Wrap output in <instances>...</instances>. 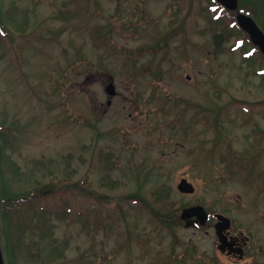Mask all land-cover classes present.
Here are the masks:
<instances>
[{
  "label": "rangeland",
  "instance_id": "1",
  "mask_svg": "<svg viewBox=\"0 0 264 264\" xmlns=\"http://www.w3.org/2000/svg\"><path fill=\"white\" fill-rule=\"evenodd\" d=\"M173 6L0 0V180L54 191L9 215L15 264H264V64L234 31L217 51L205 17ZM164 200L233 219L250 256L220 253L214 221L163 229L149 205Z\"/></svg>",
  "mask_w": 264,
  "mask_h": 264
},
{
  "label": "flooded vegetation",
  "instance_id": "2",
  "mask_svg": "<svg viewBox=\"0 0 264 264\" xmlns=\"http://www.w3.org/2000/svg\"><path fill=\"white\" fill-rule=\"evenodd\" d=\"M172 1L174 6L170 11L169 16L170 15L175 16L177 13L180 14L183 13L185 17L191 16L192 25L195 26L196 24L193 22H196L195 20L196 17L204 16L205 22L207 24L206 26L209 27V29L215 28L217 30V33L212 37L213 46L215 43L214 38L216 35L222 34L224 37V42H226L228 37L224 32L234 31L236 32L237 37L239 38L236 40L238 45L240 46L246 45L250 48L248 53L247 54L244 53L243 55L245 61L250 62V60L256 61V59H258L259 62L264 63V56L262 57L261 50L253 42L251 36L242 28L238 20L239 16H246L252 19L255 22V24L258 26V28L264 33V0H237V5L235 9L229 7L230 5H232L230 0H229V5L226 4V2H223L222 0H172ZM168 36L169 38H173L172 36H174V34L172 33L171 35L169 34ZM111 79L108 78V83H110ZM253 107H255V105H253ZM259 108L261 109L262 107ZM209 112L212 114L211 111ZM211 114L210 116L205 117L204 121H209V122L212 121ZM262 119L264 121V114L262 116ZM263 138L264 135H261L260 136L261 141L259 143V149H258L259 151L257 153L258 156L257 158L264 156V146L262 142ZM207 212L210 215L207 227H212L210 223L211 221H214L213 227L215 228L218 222L215 216L221 213H212L209 211ZM226 235L228 236L229 241H231L232 238L236 240L232 248L233 254L229 255L228 253H226L223 255L238 261H243L247 259L250 256V251L252 247L251 246L252 238L250 237V235L245 234L241 230L235 229L234 225L230 231L226 232ZM246 237H249L250 240H247ZM240 250L243 251L244 253L243 254L240 253L238 255V252H240Z\"/></svg>",
  "mask_w": 264,
  "mask_h": 264
},
{
  "label": "water",
  "instance_id": "3",
  "mask_svg": "<svg viewBox=\"0 0 264 264\" xmlns=\"http://www.w3.org/2000/svg\"><path fill=\"white\" fill-rule=\"evenodd\" d=\"M223 2H226V4L229 5V0H222ZM232 5L229 7L232 9L236 8L237 0H230ZM240 25L242 28L248 32L253 40V42L260 48L261 52L264 54V33L258 28V26L255 24V22L246 17V16H239L238 18ZM215 41V47L217 49L222 48L224 44V37L223 35H216L214 38ZM107 95L112 99L117 95V90L114 82H111L109 85H107L105 89ZM112 100L108 101V106H111ZM178 190L183 194H193L195 192V188L193 185L189 184L187 180H183L179 186ZM209 213L205 210V208L201 205L192 206L189 208H186L182 211L181 219L185 222L186 228H195L200 229L202 226H206L209 221ZM215 218L218 220V223L215 226L216 234L219 239V250L222 253H228L229 255L233 254L232 248L234 246L235 240L232 238L231 241H229L228 236L226 235V232L230 231L232 229V221L230 218L225 217L223 215H216ZM249 240V238H246ZM240 253H244L240 250L238 252V255ZM0 264H5L2 246H1V234H0Z\"/></svg>",
  "mask_w": 264,
  "mask_h": 264
},
{
  "label": "trees",
  "instance_id": "4",
  "mask_svg": "<svg viewBox=\"0 0 264 264\" xmlns=\"http://www.w3.org/2000/svg\"><path fill=\"white\" fill-rule=\"evenodd\" d=\"M6 19L3 10L0 7V34L4 33L5 26H6ZM8 20V19H7ZM263 57V55H262ZM263 65L264 63H260ZM264 69V68H263ZM261 69V70H263ZM191 106V104H188ZM1 156H2V146H1V134H0V179H1ZM4 184L0 180V220H1V240L2 236L7 241V232H6V223L8 220L9 215L11 214L12 210H15V212H20L21 207H25L27 203H30L32 201H38L41 197L49 196L53 191V189H47L43 191H36L32 193L27 194H11L6 189H4ZM139 195L135 194L132 198H138ZM144 200L143 198H141ZM145 202V201H144ZM140 204H143V201L139 202ZM7 205L15 206L14 208H8ZM149 212L151 216L161 225L163 229H166L168 231H173L176 227L181 226L183 223L180 219L179 215V209H176L174 205H171L167 201H163L162 205L159 206H153L152 204L149 205ZM5 241V242H6ZM6 245V244H5ZM2 249L4 253V258L6 260V264H15L13 260V255L11 250L6 245L3 246ZM174 255V252L172 253ZM217 260V259H216ZM217 264H219V261L217 260Z\"/></svg>",
  "mask_w": 264,
  "mask_h": 264
}]
</instances>
